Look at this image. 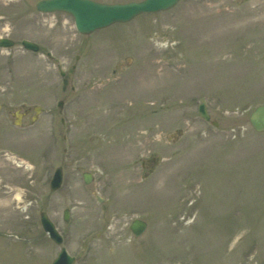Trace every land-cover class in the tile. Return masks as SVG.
Wrapping results in <instances>:
<instances>
[{
	"label": "rangeland",
	"instance_id": "1",
	"mask_svg": "<svg viewBox=\"0 0 264 264\" xmlns=\"http://www.w3.org/2000/svg\"><path fill=\"white\" fill-rule=\"evenodd\" d=\"M38 1L0 0V264H52L42 210L75 264H264V0H180L90 35Z\"/></svg>",
	"mask_w": 264,
	"mask_h": 264
},
{
	"label": "water",
	"instance_id": "2",
	"mask_svg": "<svg viewBox=\"0 0 264 264\" xmlns=\"http://www.w3.org/2000/svg\"><path fill=\"white\" fill-rule=\"evenodd\" d=\"M179 0H143L140 2H130L125 4H106L96 2L94 0H41L37 4V8L41 11L65 10L70 12L76 22L77 28L83 33H90L97 28L110 25L114 22L127 21L132 17L143 13L152 12L162 9H169L177 4ZM14 41L8 38H0V46H12ZM23 44L26 48L37 51L39 46L36 43L25 40ZM202 116L209 119V115L201 106ZM253 127L258 131H264V105L257 107L250 116ZM85 182L89 183L92 179L91 174H83ZM63 181L62 168H58L52 182V188L56 189L61 186ZM70 217L69 210L66 209L64 218L68 220ZM43 227L50 236L61 244L62 236L57 231L54 223L50 220L45 212L41 214ZM147 228V222L141 219H135L131 224V229L136 235H141ZM75 259L69 255L65 248L55 258L53 264H74Z\"/></svg>",
	"mask_w": 264,
	"mask_h": 264
},
{
	"label": "bare ground",
	"instance_id": "3",
	"mask_svg": "<svg viewBox=\"0 0 264 264\" xmlns=\"http://www.w3.org/2000/svg\"><path fill=\"white\" fill-rule=\"evenodd\" d=\"M25 170L27 171V173H30L29 168H26ZM12 176H13V175H12ZM12 180H13V183H15L16 185H19V181H18V178H17L16 176H13V177H12ZM164 184H165V186L167 187V182L164 183ZM21 186H22V185H21ZM15 188H18V187H15ZM15 188H13V190H16ZM175 190H176V189H174V190L172 191V194H173V195H172V194H171V195L168 194V196H164L163 202H162V203H161V202L159 203V206H160L161 209H163V206H167L169 202H173L174 199L177 198V197H176L177 192H176ZM173 192H174V193H173ZM14 199H16L19 203H21L22 200H23L22 194H21L20 192L15 193ZM159 206H158V207H159Z\"/></svg>",
	"mask_w": 264,
	"mask_h": 264
},
{
	"label": "flooded vegetation",
	"instance_id": "4",
	"mask_svg": "<svg viewBox=\"0 0 264 264\" xmlns=\"http://www.w3.org/2000/svg\"><path fill=\"white\" fill-rule=\"evenodd\" d=\"M75 65H74V67H73V69H75ZM20 110H21V112L22 113H24L25 115H27V114H29V113H31V108L30 107H20Z\"/></svg>",
	"mask_w": 264,
	"mask_h": 264
}]
</instances>
